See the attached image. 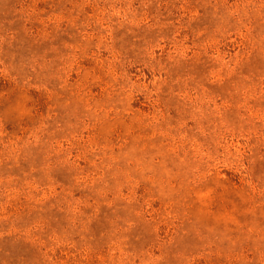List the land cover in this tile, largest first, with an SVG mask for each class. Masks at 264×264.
Returning <instances> with one entry per match:
<instances>
[{"label":"rangeland","instance_id":"rangeland-1","mask_svg":"<svg viewBox=\"0 0 264 264\" xmlns=\"http://www.w3.org/2000/svg\"><path fill=\"white\" fill-rule=\"evenodd\" d=\"M0 264H264V0H0Z\"/></svg>","mask_w":264,"mask_h":264}]
</instances>
